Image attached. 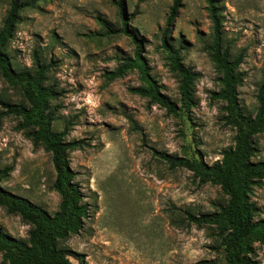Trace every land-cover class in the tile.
<instances>
[{
    "label": "rangeland",
    "instance_id": "obj_1",
    "mask_svg": "<svg viewBox=\"0 0 264 264\" xmlns=\"http://www.w3.org/2000/svg\"><path fill=\"white\" fill-rule=\"evenodd\" d=\"M113 0H49L22 13L9 47L21 68L33 66L37 53L51 65L48 73L58 86L57 130L70 124L69 141L87 146L70 154L76 181L90 204V218L65 246L73 264H195L221 260L215 232L191 225L185 211L214 212L226 196L219 186L201 185L187 169L171 170L155 151L178 156L203 155L212 164L222 151L234 146L235 130L224 121V104L212 98L221 88L208 47L213 21L208 0H183L168 37L183 46L186 66L198 74L196 105L181 116L133 94L142 84L132 71L108 83L123 58L133 56L135 44L125 35L105 37L110 23L120 27ZM11 0H0V28ZM222 19L223 36L231 51L243 54L245 80L239 99L254 114L256 95L264 80V0H213ZM129 27L138 31L142 55L161 93L180 108L179 79L166 59L161 38L173 0H125ZM104 27V28H103ZM182 41V44L179 42ZM18 103L20 92L0 77L2 100ZM5 108L0 104V117ZM134 122V125L132 122ZM14 115L0 118V166L13 171L4 186L54 214L60 196L53 189L55 171L51 154L37 147L18 129ZM137 126V130L135 129ZM258 158L264 160V136L258 137ZM251 199L264 217V184ZM97 207V208H95ZM0 229L25 239L31 226L0 206ZM264 264V247L256 245ZM0 264L2 257L0 256Z\"/></svg>",
    "mask_w": 264,
    "mask_h": 264
},
{
    "label": "trees",
    "instance_id": "obj_2",
    "mask_svg": "<svg viewBox=\"0 0 264 264\" xmlns=\"http://www.w3.org/2000/svg\"><path fill=\"white\" fill-rule=\"evenodd\" d=\"M49 0H11L10 7L0 28V77L13 89L20 92L21 100L12 103L2 100L5 112L0 118L14 115L18 118V129L37 147L51 154L55 171L53 189L60 196L58 210L51 214L30 200L13 194L3 183L13 171L12 166H0V206L11 215L21 217L31 226L28 237L14 238L0 229V256L3 264H73L72 253L65 242L79 234L86 219L90 218V204L85 202L82 188L76 181L77 172L71 167L70 154L81 150L85 140L69 141L70 124L57 130L56 102L60 99L58 86L52 83L48 73L51 65L37 53L33 66L19 67L10 56L9 47L22 21V13L35 9ZM120 21V27L108 26L105 37L125 35L135 44L133 56L123 58L114 71L106 72L108 83L123 78L127 73L137 71L142 84L131 88L133 94L148 99L150 104H158L168 113L181 116L197 103L195 86L198 74L186 66L181 56L183 46L171 42L168 33L175 27V16L182 7L183 0H173L170 16L161 43L166 52L170 69L179 79L180 108L176 102L161 93V87L149 72L146 59L142 55V40L138 39L135 27H129L133 15H126L125 0H113ZM209 2V13L213 21V37L208 52L219 74L220 90L212 93L214 100L224 104V121L235 130L234 146L224 149L220 160L209 164L203 155L178 156L155 151L154 154L165 162L171 170L187 169L201 185L219 186L226 196L214 212L192 213L185 211L191 225L211 228L216 235L217 248L221 260H201L195 264H260L256 258V245L264 247V217L258 205L251 199L255 189L264 184V160L258 158V137L264 136V80L259 86L254 114L245 112L239 99V88L245 80L241 70L243 54L236 55L223 36L222 19L218 6ZM104 28V27H103ZM182 44V41H179ZM132 122V120H131ZM134 125V122H132ZM137 130V126L135 125ZM97 208V207H95ZM79 264H86L82 257Z\"/></svg>",
    "mask_w": 264,
    "mask_h": 264
}]
</instances>
